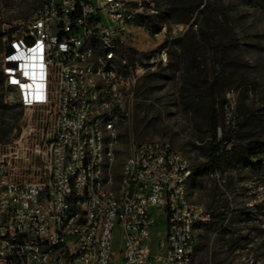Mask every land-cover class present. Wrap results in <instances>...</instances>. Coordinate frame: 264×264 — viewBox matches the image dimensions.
<instances>
[{
    "label": "built area",
    "instance_id": "built-area-1",
    "mask_svg": "<svg viewBox=\"0 0 264 264\" xmlns=\"http://www.w3.org/2000/svg\"><path fill=\"white\" fill-rule=\"evenodd\" d=\"M158 14L155 0H42L8 29L6 102L45 108L50 128L18 160L0 154V264H195L196 232L212 217L190 197L191 160L158 138L131 145L117 183L113 171L137 82L199 28L138 20ZM146 28L156 43L132 58ZM236 105L231 89L227 125Z\"/></svg>",
    "mask_w": 264,
    "mask_h": 264
},
{
    "label": "rangeland",
    "instance_id": "rangeland-1",
    "mask_svg": "<svg viewBox=\"0 0 264 264\" xmlns=\"http://www.w3.org/2000/svg\"><path fill=\"white\" fill-rule=\"evenodd\" d=\"M160 14L145 19L150 22H171L165 19V3L155 0ZM42 0H0V66L5 51L8 29L20 21L33 16ZM202 7L221 13L219 29L222 41L213 43L206 51L198 54L196 71L199 79L193 78L187 64L179 63L180 48L177 42L171 48L172 66H156L150 69L136 84L127 101V118L120 126V142L116 149L113 166L116 183L130 147L135 142L151 139H167L172 146L187 156L193 164V174L188 182L192 201L202 204L216 218L218 227L229 226L230 220L243 212L251 213L263 224L241 223L242 235L249 243L235 252L226 247L218 231L208 238L204 229L196 232L195 264H264V154L254 161V167L231 161L221 165L214 173H204L213 140L210 136L209 118H219V139L231 135L237 145L236 159L247 157V146L254 140H264V0H204ZM205 13L196 12L190 21L200 25ZM139 21H145L139 17ZM199 29V28H198ZM128 46L129 53L137 59H145L151 51L147 28L133 34ZM227 49V59L217 56L216 49ZM237 94L234 124L224 120L227 92ZM0 96L6 102L5 89ZM22 112V113H21ZM7 119L20 115V133L9 143H0V154L6 158L23 157L25 152L40 140L50 122L46 109L7 110ZM11 118V119H10ZM247 121L253 129L244 130L239 123ZM2 131L0 137L4 136ZM253 136V137H252ZM16 156H19L16 158ZM214 197L209 198V194ZM218 206H222L218 209ZM220 220V221H219ZM256 227L250 229L249 227ZM122 238L118 234V239ZM121 239L117 251L121 252Z\"/></svg>",
    "mask_w": 264,
    "mask_h": 264
},
{
    "label": "trees",
    "instance_id": "trees-1",
    "mask_svg": "<svg viewBox=\"0 0 264 264\" xmlns=\"http://www.w3.org/2000/svg\"><path fill=\"white\" fill-rule=\"evenodd\" d=\"M165 3V19H171L176 22H189L191 18L194 16L196 12L205 13L202 24H199L198 30H191L184 37H182L178 41V46L180 48V54L178 55L179 63L184 62L187 64V68L190 73H194L193 78L198 80L199 76L197 75L194 68L196 67L197 56L199 53L206 51L213 43L222 41V31L219 29V23H221V13L217 10H209V7H202L204 4V0H163ZM147 18H144V20ZM196 22V21H195ZM14 26H11L9 30H13ZM2 34L0 30V35ZM176 41V42H177ZM216 55L220 56L221 59H227L226 55L227 49L224 48L220 50L216 47ZM218 56V57H219ZM135 58V57H132ZM173 61L170 60L169 64L166 67L172 66ZM0 88L2 90L4 87V76L3 71L0 66ZM22 109L23 107L19 104H6L4 103L3 96H0V134L2 131H5L4 136L0 137V143H9L13 142L17 139L20 133V115L17 118L12 117L10 121L7 119L6 112L7 110L13 109ZM11 119V118H10ZM240 127L244 130L253 129L247 121L244 123H239ZM209 126H210V136L212 137L213 144L210 152L208 153V160L204 163V173L205 174H215L214 171L220 167L221 165H228L231 161L239 162L245 164L246 161L249 162L250 166L254 167V161L259 160L264 154V140H254L247 146L248 156H241L236 159L237 155L235 152L237 151V145L234 142V139L231 135H227L226 137L219 139V118L216 114L210 115L209 118ZM253 137V136H252ZM231 143V144H230ZM230 144V145H229ZM246 165V164H245ZM209 198L214 197V193H210ZM222 206H218V209ZM225 213H219L218 215L213 214V222H210L207 225H202L199 228H203L205 233L204 237L208 238L211 234L218 231V235H220L226 247L229 251L235 252L243 247L244 243H249L250 240L247 236L242 235L239 226L241 223L247 224H263L262 220H258L249 212H243L236 218L230 220L229 226L219 228L218 222L216 218L220 217L222 219V215ZM212 217V214H211ZM212 220V218H211ZM220 221V220H219ZM198 228V229H199ZM250 229H254L256 227H249ZM264 230V229H263Z\"/></svg>",
    "mask_w": 264,
    "mask_h": 264
},
{
    "label": "crops",
    "instance_id": "crops-1",
    "mask_svg": "<svg viewBox=\"0 0 264 264\" xmlns=\"http://www.w3.org/2000/svg\"><path fill=\"white\" fill-rule=\"evenodd\" d=\"M155 43H156V39L153 36L150 37V45H151V47H153Z\"/></svg>",
    "mask_w": 264,
    "mask_h": 264
}]
</instances>
